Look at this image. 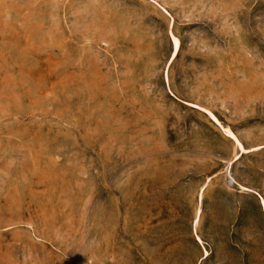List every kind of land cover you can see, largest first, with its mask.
Wrapping results in <instances>:
<instances>
[{"label": "rangeland", "instance_id": "1", "mask_svg": "<svg viewBox=\"0 0 264 264\" xmlns=\"http://www.w3.org/2000/svg\"><path fill=\"white\" fill-rule=\"evenodd\" d=\"M0 264H264V0H0Z\"/></svg>", "mask_w": 264, "mask_h": 264}, {"label": "bare ground", "instance_id": "2", "mask_svg": "<svg viewBox=\"0 0 264 264\" xmlns=\"http://www.w3.org/2000/svg\"><path fill=\"white\" fill-rule=\"evenodd\" d=\"M173 44H174V54L173 55L175 56L177 54V52L179 51V48H180V41H179V39L177 37H173ZM225 132H227L232 137L236 138L235 135L233 134V132L230 129L226 128ZM238 144L240 145L241 149L243 151H245V148L242 146V144L239 141H238Z\"/></svg>", "mask_w": 264, "mask_h": 264}]
</instances>
